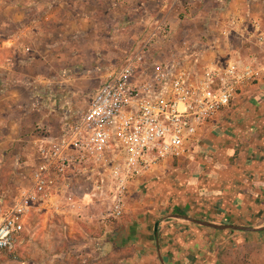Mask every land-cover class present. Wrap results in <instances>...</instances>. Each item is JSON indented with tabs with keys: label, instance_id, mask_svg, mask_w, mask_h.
<instances>
[{
	"label": "crops",
	"instance_id": "0c3cea01",
	"mask_svg": "<svg viewBox=\"0 0 264 264\" xmlns=\"http://www.w3.org/2000/svg\"><path fill=\"white\" fill-rule=\"evenodd\" d=\"M3 2L0 187L19 181L18 166L27 165L35 156L33 144L37 132L27 133L24 125L31 122L34 129L37 123L49 124L53 119L62 122L68 110L61 111L45 97L38 96L32 81L28 87L23 86L28 94L25 101L18 100L13 88L17 86H10L7 81L14 78L13 82L21 83L19 70L39 61L35 54L27 58L18 55V51L29 52L26 48L22 50V45L28 38L39 35L38 21L55 20L59 32L66 30L61 26L75 23L73 34L87 39L104 21L109 23V30L114 27L113 31L123 24L127 27L123 37L131 42L129 49L141 35L150 32L149 23L155 20L170 22L174 39L188 36L202 43L226 41L237 35L250 38L246 31L253 21L256 24L259 21L257 30L262 26L264 38V0H178V4L174 0V10L170 0ZM153 5L157 11L151 9ZM43 10L46 11L41 20L27 19L33 17L34 11ZM115 33L111 35L114 39ZM204 49L209 52L208 57L222 58L226 53L218 49L214 52L211 46ZM237 55L242 57L240 53ZM244 57V61L231 56L224 61L249 64L246 59L250 55ZM54 87L56 98L52 101L61 103L58 95L62 89ZM50 103L53 108L46 109ZM191 219L222 228L204 226ZM79 225L71 223L66 228L70 235H80L82 243H89V227L78 231ZM97 229V240L87 248L98 247L96 254L101 256L100 250H108L107 253L122 257L124 264H264V78L243 87L231 104L201 129L184 157L169 160L135 181L128 191L122 218L100 224Z\"/></svg>",
	"mask_w": 264,
	"mask_h": 264
},
{
	"label": "built area",
	"instance_id": "2783aa9c",
	"mask_svg": "<svg viewBox=\"0 0 264 264\" xmlns=\"http://www.w3.org/2000/svg\"><path fill=\"white\" fill-rule=\"evenodd\" d=\"M149 28L107 71L86 109L65 111L51 136L39 127L21 185L0 192V255H13L32 214L66 226L122 218L135 181L184 157L243 87L264 78V65L207 59L200 44L176 45L166 20Z\"/></svg>",
	"mask_w": 264,
	"mask_h": 264
},
{
	"label": "rangeland",
	"instance_id": "374dc122",
	"mask_svg": "<svg viewBox=\"0 0 264 264\" xmlns=\"http://www.w3.org/2000/svg\"><path fill=\"white\" fill-rule=\"evenodd\" d=\"M173 1L174 0H170V7L173 6L174 10L176 2L173 3ZM175 1H177V4L179 3L178 0ZM4 6L5 4L3 0H0V20L3 18L2 10ZM192 7L193 5L191 8ZM151 9L157 11L156 6L154 5ZM44 11L46 10L34 11L33 17H26L31 20L36 18L38 21L43 17ZM47 15L49 16L51 13L48 12ZM38 22L40 28L39 35H35L34 38H28L22 45V50L23 48H29V52L23 54L18 51V55L27 58L28 55L35 54V56H38L39 61L37 64L35 62L31 65L28 64L29 66L27 65L28 67L26 69L19 70V73H22V76L20 75L21 83L18 81L16 83L13 82L15 80L14 78H10V80L6 79L10 86H17L13 87L15 93H17L15 97L18 100L25 101L28 94L24 90V87H28L32 81L35 83V87H37L36 94L45 97L47 102H52L56 107H59L57 109L61 111L63 108H70L73 111L86 109L90 98L102 82L107 71L111 70L114 66H119L122 62L124 52L130 48V39L123 37L127 27L122 24L117 31H113L114 27H111L112 29L109 30V23L104 21L100 23L101 25L93 35L87 39L81 37V35L76 37V35L73 34V31L75 30L72 27L76 25L75 23L61 26L62 29L66 30L64 32H59L55 20L44 19ZM258 23L256 24L253 21L254 25L252 24L248 28V31L245 30L244 26H241V30H245L251 35L250 38L243 35H237L226 41L206 40L202 43L201 41L193 40L188 36H177V38L175 37L176 45L178 43L182 46V43L187 41L192 44H200L203 50H206L204 48L211 46V50L214 52L217 49L219 51L222 50L223 53L226 52L224 57L218 58L222 61H224V59H230V56L233 57L232 59L244 61V56L250 55V57L246 59V63L256 62V64L262 66L264 65V50H262L264 43L260 40V37L263 35V30L262 26H259L260 29L257 30ZM244 24L247 25L246 23ZM71 31L72 34H70ZM114 32L117 34L115 39L111 36ZM194 35L197 36L198 32H195ZM227 51L232 55L229 56ZM207 53L210 55L206 50L205 58L207 59H214L216 57L215 54H217L214 53L215 57H208ZM238 53H240V56L242 57H239V55H237ZM17 60L21 61L22 59L18 58ZM99 69L101 70L98 71ZM66 77H69L67 82H65ZM25 81L26 85H24ZM55 85L62 89L61 94L59 93L58 95L60 101L62 100L61 103L52 101L56 98L54 92L57 88L54 87ZM50 108H53L51 103L47 104L46 109L50 110ZM61 126V120L55 121L53 119L49 124L37 123L34 126V129L32 128L33 126L31 122H27L24 125V130L27 133L35 134V132L40 129L39 127H41L42 129L49 131L48 134L44 133L45 136H51L56 134L54 131H60ZM15 133H17L16 130ZM42 134L43 133H40V135H38L37 133L38 137H42ZM20 167L18 166L17 174L19 181H11L8 182L7 185H2V187H0V192L7 189L14 190L21 185L20 181L22 180H20V178L21 173L24 170H21ZM113 222L115 221H111V223ZM65 223L64 220L51 217L48 214H32L28 219L24 234L25 236L18 244L16 251L12 256L6 254L0 255V264H124L122 259L120 260L122 257H116L111 253H107L108 250L105 252H103L104 250H100V252L103 253L101 256V254H96V248L98 247L90 246L93 248L92 250L87 248V245H90L92 241L95 242L97 240V234L99 233L97 228H99L100 224L95 222L90 225H79L81 228L78 227V231H85V227H89L88 232L91 234L90 237H87L89 243H82L80 241V235H70ZM76 225L78 226V224ZM83 227L85 228L84 230L82 229ZM72 242L76 244L71 245ZM95 246H97V244Z\"/></svg>",
	"mask_w": 264,
	"mask_h": 264
},
{
	"label": "water",
	"instance_id": "95a60500",
	"mask_svg": "<svg viewBox=\"0 0 264 264\" xmlns=\"http://www.w3.org/2000/svg\"><path fill=\"white\" fill-rule=\"evenodd\" d=\"M191 221L195 222V223H198V224H201V225H204V226H209V227H213V228H217V229H221L222 227L221 226H218V225H214V224H211L209 222H206V221H199V220H194V219H191ZM232 228H235L232 226ZM237 229H242V230H246V228H241V227H236Z\"/></svg>",
	"mask_w": 264,
	"mask_h": 264
}]
</instances>
